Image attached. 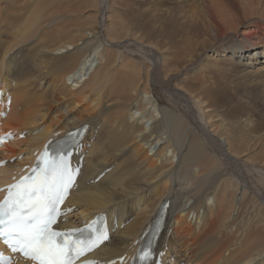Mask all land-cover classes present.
Returning a JSON list of instances; mask_svg holds the SVG:
<instances>
[{
  "label": "bare ground",
  "instance_id": "obj_1",
  "mask_svg": "<svg viewBox=\"0 0 264 264\" xmlns=\"http://www.w3.org/2000/svg\"><path fill=\"white\" fill-rule=\"evenodd\" d=\"M75 1L0 0V89L12 97L3 129L24 133L0 150V161L6 160L0 187L33 164L34 152L46 142L87 124L74 156L77 181L58 223L68 229L106 215L110 238L85 258L95 264H128L141 234L168 202L155 248L164 264H264V180L258 178L257 190L243 185L236 161L264 170V146L257 150L264 131H232V125L224 131H193L189 119L164 106L160 90L174 97L170 91H185L213 118L214 94L194 95L202 86L193 82L197 88L190 90L184 85V75L200 68L188 54L190 41L167 53V45L157 47L133 36L143 48L165 55L166 64L157 69L152 57L148 62L117 47L125 37L118 33L128 35L131 23L119 17L104 33L100 1ZM144 1L143 10L155 11L189 4L204 17L212 40L205 48L206 67L215 72L234 67L251 82L264 83V34L253 36L248 29L227 33L232 24L219 19L225 6L239 14V0ZM93 5L97 22L91 13L84 20L71 18L73 11L84 15ZM87 33L112 44L97 54L94 70L91 53L98 41ZM14 264L29 262L19 258Z\"/></svg>",
  "mask_w": 264,
  "mask_h": 264
},
{
  "label": "rangeland",
  "instance_id": "obj_2",
  "mask_svg": "<svg viewBox=\"0 0 264 264\" xmlns=\"http://www.w3.org/2000/svg\"><path fill=\"white\" fill-rule=\"evenodd\" d=\"M99 1V7L103 12L101 24L102 27L100 30L103 31L107 26V29L104 30V33H106L107 30H109V26L111 25V23L113 25L114 20L119 19V17L121 19H124L125 23H131L129 24L130 32L128 35L125 33H118L119 35L124 34L125 37L122 36V40L116 44L117 47L122 49L123 52L130 53L133 56L137 55L144 58L148 62H152V60L154 59L153 61L155 63L153 62V66H157V69H160V67H163L166 64L165 55L156 52L157 49L148 50L143 48V46L135 42V37H140V39L143 40V42H145L146 44L148 42H151L157 47L162 46L166 49L168 46L169 49H167V53L168 51H171L170 47L176 46L177 43L183 42L185 40L190 41V47L188 49L192 51L188 54L196 57V65L198 66L200 64V68H196L184 75L186 77L184 85L190 90H196V84L201 85L202 87L198 89V91L194 95L203 96L206 95L207 91L214 94V97H210L214 99V102L216 104H214L215 108L217 107L216 111H213L214 113H211L213 115V118L208 117L207 111L204 112V110L200 109L199 106H197L198 104H196L195 102V98L193 96L191 97V95H188L185 91H180V94L175 93L174 90L173 92L170 91L171 94L173 93L176 95L174 97L173 95H170L168 93L169 91L167 92L162 88H160V90L166 96L164 106L171 107L174 111L182 114L186 119H189L192 123L191 126L193 131H206L207 133L208 131H224L225 128L231 127V125L232 131H264V83L251 82L248 77L244 76L234 67H230L231 70L227 72H215L211 67H206L204 61L206 57L205 52L208 48L211 47L212 40H208L207 38L208 36L205 30L206 22H204V17L198 12L194 13L189 4H172V6L168 10L155 11L151 9L143 10V6L145 4L144 0ZM93 2H95V0H93ZM190 2V0L187 1V3ZM222 3L223 2H221L220 4L222 5ZM1 4H3L4 6L5 3L3 2ZM238 6L239 14L237 15H235L236 13L234 10L230 11V9L226 6L221 8L224 12L219 19L223 24L227 26L232 24V29L226 28V32L231 33V31L238 32L240 30L248 29V33L253 34V36H258L256 32L264 34V0H239ZM93 7L94 9H90L88 7V9L84 11V15H77L78 13H76L77 16H74L75 12L73 11L71 18L75 21L84 20L86 18L85 16L90 15L91 13L94 15L92 16L91 21H96L95 16L98 13L97 7L95 5H93ZM190 10H192L193 12ZM78 11H83V9H78ZM126 15H131V17L134 18V21L131 18L126 17ZM241 20L243 21V23L239 25L238 28V22H240ZM94 24L96 25V23ZM88 36L89 39H92L93 41L96 40V42L98 41L97 43H95L91 53V62L93 63L92 70H94V68L97 66V63L99 62V60L97 59V54L102 49H104L105 46H112V44L108 43L105 39H102L101 41L98 40V35L92 36V34H88ZM81 42L82 41H80V43ZM218 46H220L222 49L229 47L223 44ZM206 47L208 48L205 49ZM258 66L259 65H256V67ZM179 68L180 66L177 67V69ZM182 81L183 80L180 77L177 79V83H181ZM193 82L197 83L193 84ZM152 97L156 100L153 95ZM181 101H183L184 103ZM156 103L158 104L157 100ZM186 108L189 112L191 111V113H189ZM191 109H193L194 116ZM219 123H223L222 130L219 126ZM263 146L264 137L261 142L259 141V148L257 150H260V148L263 149ZM156 148L152 149V151L150 152H154ZM225 156L226 158H228L227 153ZM232 159H230V161H232ZM236 161L237 164H239V166L242 168L241 174L244 177L243 179L246 181V184L243 183V185H248L249 189L252 190L259 189L258 178H262L264 180V170L261 168V166L255 164L256 162L254 163L256 166H252L249 161H243L239 159H236ZM256 172L258 173L256 174ZM253 179L254 181H257V184L253 181ZM261 199L264 201V197H261ZM191 215H193V213Z\"/></svg>",
  "mask_w": 264,
  "mask_h": 264
},
{
  "label": "snow or ice",
  "instance_id": "obj_3",
  "mask_svg": "<svg viewBox=\"0 0 264 264\" xmlns=\"http://www.w3.org/2000/svg\"><path fill=\"white\" fill-rule=\"evenodd\" d=\"M79 137L78 130L65 140L46 145L40 164L10 185L7 197L0 202V240L29 264H76L109 238L93 224L68 231L54 228L60 206L79 172L70 164ZM152 257L149 245L140 250L138 258L141 264H151ZM82 264L95 262L84 259Z\"/></svg>",
  "mask_w": 264,
  "mask_h": 264
}]
</instances>
